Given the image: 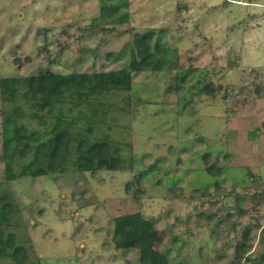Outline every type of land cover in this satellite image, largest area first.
<instances>
[{"label":"rangeland","instance_id":"1","mask_svg":"<svg viewBox=\"0 0 264 264\" xmlns=\"http://www.w3.org/2000/svg\"><path fill=\"white\" fill-rule=\"evenodd\" d=\"M108 2L122 7L102 21L100 0H0V79L132 70L136 37H151L153 50L159 42L162 59L133 70L130 89L99 95L95 114L85 107L96 130L129 141L130 170L7 180L0 126V189L15 202L8 228L32 240L39 264H140L115 228L142 218L157 229L159 261L260 264L264 0Z\"/></svg>","mask_w":264,"mask_h":264},{"label":"trees","instance_id":"2","mask_svg":"<svg viewBox=\"0 0 264 264\" xmlns=\"http://www.w3.org/2000/svg\"><path fill=\"white\" fill-rule=\"evenodd\" d=\"M100 4L102 21L122 7L108 0H100ZM135 39L132 60L135 68L132 70L40 73L0 79L4 102L0 126L7 180L64 173L69 168L76 171L134 168L135 158L133 155L127 156L125 151L129 141L123 138L116 140L112 135L96 130L93 126L95 118L86 115L85 107L92 106L102 93L130 89L133 70L159 69L162 59L156 54L160 43L157 42L153 50L151 37ZM154 59L157 62L152 65ZM19 94L30 101L29 106L20 104L17 100ZM95 111L93 107L94 114ZM83 116L88 122L86 126ZM154 167L150 166V169ZM220 170V167H208L207 171L217 176ZM0 192V264H39L34 256L32 240L27 238V242L23 243L18 240L16 229L8 228L15 210L9 186L2 187ZM157 234L152 220L138 219L116 226V245L124 249H137L140 264H167L163 257L160 261L157 259L160 256L154 247ZM247 236L248 232L243 236L245 240L239 243L237 250L240 255L247 254L250 249L246 245ZM258 260L264 264V253Z\"/></svg>","mask_w":264,"mask_h":264},{"label":"built area","instance_id":"3","mask_svg":"<svg viewBox=\"0 0 264 264\" xmlns=\"http://www.w3.org/2000/svg\"><path fill=\"white\" fill-rule=\"evenodd\" d=\"M230 1H233V0H230Z\"/></svg>","mask_w":264,"mask_h":264}]
</instances>
